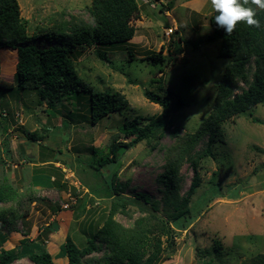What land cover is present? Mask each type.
<instances>
[{"label": "rangeland", "instance_id": "1", "mask_svg": "<svg viewBox=\"0 0 264 264\" xmlns=\"http://www.w3.org/2000/svg\"><path fill=\"white\" fill-rule=\"evenodd\" d=\"M92 1L18 0L28 33V40L21 46L63 48L72 61L79 88L120 93L128 106L96 125L90 118L89 93L60 96L50 109L48 99L40 101L36 90L22 89L14 80L17 52L10 54L5 48L0 51V87H15L13 92L0 88V142L10 128L13 131L8 133L6 151H14L12 157L2 159L0 166V189L12 197L0 203V238L6 239L1 248L17 250L27 240L56 257L70 235L81 249L95 240L100 250L86 255L81 264H98L110 252L99 231L111 218L109 226L114 235L149 228L154 247L145 259L159 251L152 264H250L256 255L264 254L263 104L222 126L225 143L212 146L214 157L200 161L202 183L188 204L190 214L176 222L171 215L181 208L193 179L190 158L206 148L208 138H203L177 168L173 179L177 192L168 191L173 184L163 178L169 161L174 159V149L185 136L195 133L213 110L228 63L218 57L221 42L209 41L215 35L209 20L214 11L210 0H137L141 13L133 22V39L113 46L70 49L73 31L93 27ZM170 29L173 32L167 35ZM179 38L183 52L177 55ZM98 53L104 54V60L98 59ZM153 54L162 55L164 62L154 63L150 60ZM262 64L255 56L249 60L245 69L248 81H237L234 95L249 87ZM152 79L157 82L152 84ZM146 90L162 96L170 91L171 103L181 105L170 111L156 137L127 150L117 165L100 168L95 161L108 154L113 142L125 140L126 122L137 120L142 127L162 114L161 106L145 98ZM7 96L13 106L16 100L15 109L3 106ZM2 113L13 121L4 122ZM254 118L262 123H255ZM37 130L41 131L36 141L25 138L24 131ZM25 146L30 151L28 156L22 153ZM46 161L50 162L40 165ZM57 162L61 164L58 168ZM22 168L27 172L34 168L33 174L55 173L53 188L46 190L47 185L41 186L45 190L37 189L39 185L31 183L30 173L24 175ZM11 172L16 175L12 183ZM72 173L77 181L71 179ZM111 183L122 188V203L116 204L115 197L104 198L105 186ZM64 193L77 197V203L63 208L69 202ZM139 194H147L151 202L145 204ZM153 210L171 222V235L160 231V221L150 214ZM54 223L58 231L53 230ZM55 260L56 264H68L60 258ZM13 264L34 263L23 257Z\"/></svg>", "mask_w": 264, "mask_h": 264}, {"label": "trees", "instance_id": "2", "mask_svg": "<svg viewBox=\"0 0 264 264\" xmlns=\"http://www.w3.org/2000/svg\"><path fill=\"white\" fill-rule=\"evenodd\" d=\"M91 8L93 27H84L73 31V35L70 36V49L77 46L84 48L119 45L134 38L136 28L133 22L140 18L141 13V7L137 0H93ZM256 11L257 19H259L261 25L260 28L249 27L240 23L231 35H228L224 29L216 25L215 12L209 18L210 25L215 32V35L209 41L221 42L218 57L227 59L228 63L217 88L213 110L201 123L197 131L185 136L174 149V159L169 161V167L166 174L163 175L165 180L173 184L172 186L169 185L167 190L177 192L178 186L174 184L173 180L177 175V168L184 159L191 155L203 138H208L206 148L190 158L193 179L180 202L181 208L171 215V220L174 222L190 214L188 204L202 183L199 163L203 159L214 157L211 150L212 146L217 143H225L222 126L233 118L250 112L257 105H264V67L262 66L255 73L252 83L249 84L246 90H242V93L238 95L233 93L237 81H248L245 69L253 56L256 57L257 63L261 61L264 65V11L259 9H256ZM26 40H28L27 21L21 17L18 0H0V51L5 48L10 54L14 51L17 52L18 62L14 80L22 89L31 88L36 90L40 95V101L48 99L47 107L50 109L54 107L55 103L59 102L60 96H69L74 92L89 93L90 118L93 125H96L104 117L121 112L128 106L125 97L120 93L93 92L91 89L79 88L78 77L71 66L72 61L67 57V52L63 48L40 50L34 46H21ZM180 43H182V40L179 38V41H176L177 55L183 52L180 49ZM97 57L104 60V54L102 53H98ZM150 60L156 64L164 62V58L160 54H153ZM1 66L0 55V71ZM150 82L153 84L157 81L152 79ZM7 89L13 92L15 87L10 85ZM53 95H56L55 98H53ZM144 96L149 102L161 106L163 109L162 114L142 127H139L137 120L126 122L123 125L125 140L113 142L109 146L108 154L95 161V164L100 168L112 164L117 165L121 155L127 150L142 141L156 137L158 132L163 129L170 111L178 109L181 105L175 101L171 103L173 94L170 91L162 96L146 90ZM253 121L262 123L256 118ZM41 130L45 131L42 128ZM41 130L28 133V139L36 141V138L39 137L37 132L39 133ZM3 145L7 148V142H3ZM1 162L0 156V164ZM112 183L111 186H105L104 198L115 197L116 204L122 203L124 201L121 198L122 188H116V184ZM139 196L145 204L151 202V198L147 194H139ZM10 199H12L11 195L0 189V203L8 202ZM150 214L153 219L160 221V231L162 233L172 234L171 222L164 221L157 215L155 210L150 211ZM110 224H112V219L108 218L104 227L99 231L100 239L108 242L110 252L104 255L98 264H152L158 258L159 251L157 250L145 259L147 251H152L154 247L150 236H148V233H150L149 228H139L133 232L114 235L111 233ZM97 237L98 235L96 239ZM5 241L4 237L0 238V248ZM23 241L20 249L17 250L7 251L1 248L0 264H13L23 257H28L34 264H55L53 257L45 249L39 248L33 243H28L27 240ZM99 250L100 246L95 243V240H89L88 246L81 249L75 244L73 238L67 235L60 249V257H67L68 264H81L86 255ZM214 253L217 254L215 251ZM250 264H264V254L256 255Z\"/></svg>", "mask_w": 264, "mask_h": 264}, {"label": "clouds", "instance_id": "3", "mask_svg": "<svg viewBox=\"0 0 264 264\" xmlns=\"http://www.w3.org/2000/svg\"><path fill=\"white\" fill-rule=\"evenodd\" d=\"M210 4L216 13V25L228 35H231L240 23L255 28L261 26L256 9L264 11V0H210Z\"/></svg>", "mask_w": 264, "mask_h": 264}, {"label": "crops", "instance_id": "4", "mask_svg": "<svg viewBox=\"0 0 264 264\" xmlns=\"http://www.w3.org/2000/svg\"><path fill=\"white\" fill-rule=\"evenodd\" d=\"M188 3H190V2H188ZM188 4H186V8L187 9H190L189 8V6H187ZM140 6V5H139ZM214 12V11H213ZM15 74V73H14ZM1 83V82H0ZM1 84H3V83H1ZM13 85V84H12ZM0 88H3V87H0ZM3 89H7V88H3ZM2 92H5V91H2ZM7 100H6V103L3 105L4 107H9V108H14L15 106H16V100H15V106H13V102H11V100H10V97H8L7 96V98H6ZM3 106H2V108H3ZM15 109V108H14ZM3 114V113H2ZM17 115V114H16ZM3 117H5L4 119L5 120H3L4 122H6V121H13V119H11L12 117H6V116H4V114L2 115ZM7 126V125H6ZM13 126V125H12ZM5 128V127H4ZM13 128H15V127H13ZM3 130V129H2ZM13 130H11L10 128H8V129H6L5 130V132H7V134H5L4 135V138L2 139L3 141L2 142H7V143H9L8 141H9V134L8 133H11ZM28 133H30V132H27V131H24V136H26L25 138L26 139H28V137H27V134ZM0 135H1V133H0ZM9 136V137H8ZM6 140H8V141H6ZM22 140H24V139H22ZM2 142H0V143H2ZM24 142V141H23ZM37 142H40V140L39 141H37ZM6 149L7 148H5L4 146H3V143L2 144H0V156H1V160L2 159H5L7 156H13L12 155V153L14 152L13 150H12V153L10 154L9 153V151H6ZM24 152H22V153H24L25 154V156H28L29 154H30V151H29V148H27V146H25V150H23ZM28 151H29V154H28ZM5 154H7L6 156H5ZM50 161H46V162H44V163H41L40 165H45V164H47V163H49ZM28 163H29V165L30 164H32V166H36L37 164H35V163H31V162H29L28 161ZM49 165V164H48ZM56 165V167L58 168V167H60L59 165H61L60 163H56L55 164ZM0 166H1V164H0ZM21 172L22 173H24V175H26V174H29L30 173V178H29V180H30V182L31 183H33V182H35L36 181V183L39 185V186H35L37 189H39V190H47V189H51V188H53V186H54V182L56 181V176L55 175H53V174H55V173H51V172H49V174H47V173H44V174H46V175H42V174H33L32 172H34V168H32L31 169V172H27V171H25V169H21ZM11 174L13 175L12 177H9V180H10V182L12 183V181L16 178V175H15V172H11ZM21 178H23V177H21ZM25 178V177H24ZM3 180H5V177H3L2 176V180L1 181H3ZM25 182H29L28 181V179L27 178H25ZM48 185V187H45V189H42L41 188V186H47ZM1 186V185H0ZM49 191H52V190H49ZM62 193V192H61ZM65 194V196L67 197L68 196V194H66V193H64ZM92 194V193H91ZM93 195V194H92ZM94 196V195H93ZM95 197V196H94ZM101 198H99V200H100ZM52 239H55V237L54 238H52ZM56 241V240H55ZM62 245V244H61ZM60 247H59V251H58V253L55 255L56 257H53V260H54V262H55V264H56V261L57 260H55V259H57V258H60V260H64V261H66L67 263H68V259H67V257H60Z\"/></svg>", "mask_w": 264, "mask_h": 264}, {"label": "built area", "instance_id": "5", "mask_svg": "<svg viewBox=\"0 0 264 264\" xmlns=\"http://www.w3.org/2000/svg\"><path fill=\"white\" fill-rule=\"evenodd\" d=\"M152 7H155V6L152 4ZM172 32H173V29H170V30L168 31L167 35H169V34L172 33ZM62 170H63L64 173H67L65 169L62 168ZM66 179H67V181L70 180L68 176H66ZM71 179H74L73 173L71 174ZM74 180H76V179H74ZM76 181H77V180H76ZM71 182H73V181H71ZM72 185L74 186V184H72ZM78 185H81V183L78 182ZM75 187H76L78 190H80V186L75 185ZM68 200H69V202H68V203H65V204L63 205V208H65V209L69 208L70 205H75V204L77 203V200H78V199H77V197L72 196L71 194H68Z\"/></svg>", "mask_w": 264, "mask_h": 264}, {"label": "water", "instance_id": "6", "mask_svg": "<svg viewBox=\"0 0 264 264\" xmlns=\"http://www.w3.org/2000/svg\"><path fill=\"white\" fill-rule=\"evenodd\" d=\"M58 229H59L58 224H57V223H54V224H53V230H54V231H58Z\"/></svg>", "mask_w": 264, "mask_h": 264}]
</instances>
